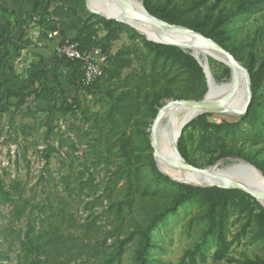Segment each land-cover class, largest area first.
Segmentation results:
<instances>
[{
    "label": "rangeland",
    "instance_id": "374dc122",
    "mask_svg": "<svg viewBox=\"0 0 264 264\" xmlns=\"http://www.w3.org/2000/svg\"><path fill=\"white\" fill-rule=\"evenodd\" d=\"M13 1L27 5V0ZM34 1L31 0L32 9L27 13L33 10ZM78 1V7H70L54 0L52 12L61 13L81 7V16L93 13L87 0ZM152 1L160 9L168 4L185 8L196 2ZM217 1L219 5L214 10V16L228 13L240 2L208 0L183 20L190 23L202 21ZM14 12L16 13L15 10ZM24 16L25 13L21 15ZM14 20L15 15H0V36L6 24L16 33ZM21 24L23 25V21ZM26 29L27 35L19 45V51L9 54L5 62L0 61V175L6 188H10L15 182L20 183L23 197L28 200L25 213L18 218L15 205L4 203L0 199V250L7 255L0 259V264L23 263L21 240L29 222L35 224L39 233L55 239L50 246L52 264H100L104 254L98 250L112 251L118 239L126 240L121 264H134L133 256L140 242V236L135 233L137 227L144 225L156 208L168 205L177 192L172 186L161 184L163 192L144 194L145 191H153L158 187L152 170V162L155 161L157 165L153 151L151 154L144 151L140 165V192L135 197L133 208L125 207L121 216L115 212L114 204L125 199L126 180H122L113 190L107 189V183L123 162V157L120 156L119 146L112 144L115 142L114 135L111 133L103 136L105 140L101 141L97 128H92L91 123L85 122L82 114V110L87 108L88 113L94 117L104 113L108 104L102 94H91L82 87L81 82H73L66 66L62 68L59 84L44 77L31 83L36 70L52 63L54 51L46 44L42 37L45 32L37 24L30 21ZM225 30L230 49H234L244 59L241 62L243 67L251 59L255 61L256 67L264 60V4L252 14L235 17ZM49 34L47 39H50ZM126 43H129V38L124 33L114 43L112 50L116 51ZM3 54L4 50L0 47V60ZM137 67L138 63L134 65V68ZM210 69L217 82L231 81V70L225 64L211 59ZM131 71L132 69H126L123 75L126 76ZM248 74L250 83L249 70ZM19 88L23 91L18 95L6 94L9 89ZM22 94L25 97L21 103ZM76 95L82 101V106L77 108L75 114L56 113L53 122L55 133L51 132L47 123L51 110L60 105L63 97ZM171 100L173 98L164 100L163 106ZM262 102L264 113V93ZM219 115L236 116L216 114L211 119L219 122L222 120ZM155 118L150 114L144 116L141 124L132 129L134 135L142 138L144 133H148L151 141L150 129ZM77 127H84V130L78 132ZM200 136L201 132L192 128L184 132L189 155L197 162L195 166L205 168L220 162H232V159L221 158L220 153L211 156L200 154L197 149ZM108 137L109 140H106ZM60 139L63 140L62 146L59 144ZM256 140L240 141L234 145V150H242L246 158L264 167V132L261 131ZM72 142L77 150L70 147ZM49 144L55 145L57 150L47 159ZM204 212V208L188 202L159 224L153 233L155 248L149 257L150 264H189L188 260L183 262L182 259L188 250L194 249L203 241V232L207 229ZM244 223V219L237 217H232L228 222L226 237L231 246L226 259L214 261L217 241L210 236L203 248L206 259L201 261L198 257V264H238L237 261L245 258L262 257L263 243L254 239L252 230L243 231Z\"/></svg>",
    "mask_w": 264,
    "mask_h": 264
},
{
    "label": "trees",
    "instance_id": "16d2710c",
    "mask_svg": "<svg viewBox=\"0 0 264 264\" xmlns=\"http://www.w3.org/2000/svg\"><path fill=\"white\" fill-rule=\"evenodd\" d=\"M207 1L196 0L194 4L185 8L168 4L164 9H160L152 0H143V3L151 14L170 23L187 26L201 32L231 51L242 62L244 59L234 49H230L228 38L225 35L226 26L237 16L252 14L260 10L264 0H240L233 10L214 16V10L219 5L217 1L210 7L202 21L190 23L183 20L191 11L204 5ZM53 2L54 0H35L33 10L26 13L24 17H19L14 10L5 6L0 0V15H15L14 23L17 30L14 33L10 25L6 24L0 36V47L4 50L1 63L5 62L7 56L13 51H19V45L24 42L27 35L26 28L30 21L44 30L45 33L42 34V37L45 39L48 38L49 33L58 29L57 21L52 19ZM124 33L128 35L129 43L123 44L113 51L114 43ZM71 40L78 42L82 50L100 47L108 57L109 63L104 74L86 88L91 94L95 92L102 94L108 107L104 113L96 114L97 116L94 117L88 113L87 108L82 110V114L85 122L91 123L92 128H97L98 133L101 134V141L105 140L103 136L112 133L115 138V142L112 144L119 146L123 162L109 178L107 189L113 190L122 180H126L125 199L114 204L115 212L121 216L125 207L133 208L135 197L140 192V165L143 162V152L148 151L151 154L153 151L148 133H144L142 138H137L132 129L141 124L144 116L150 114L155 118L163 106L164 100L170 98L203 99L208 91L206 73L190 52L175 45L149 41L127 24L94 13L88 14L83 20L79 34ZM52 57L53 60L49 66L42 67L33 73L31 83L44 77L59 84L63 66H66L70 71L72 81L80 83L84 73L83 61L66 60L58 57L55 52L52 53ZM136 63H138V67L134 68ZM245 67L250 73L252 90V100L247 112L234 117L219 115L222 118L219 122L211 119L216 114L204 113L188 123L183 129L178 146L180 153L189 163L197 165L196 160L189 155L184 137V132L188 128H192L201 132L197 145L200 154L211 156L220 153L221 158L247 159L264 174L263 166L246 158L242 150H234V145L240 141L256 142L260 132H264L262 102L264 60L256 67L255 61L251 59L245 62ZM126 69H132V71L124 76L123 73ZM22 91L20 88L9 89L6 94L8 96L18 95ZM61 91L63 93L62 89ZM24 97L25 94H22L21 103L24 102ZM81 106L82 101L77 95L63 97L60 105L55 106L48 117L47 123L51 132L55 133L53 122L56 113L75 114L77 108ZM77 130L80 132L84 130V127H77ZM106 140H109V137ZM62 142L63 140L60 139V146H62ZM70 147L77 150L73 142ZM56 150L55 145L49 144L46 158L48 159L50 154ZM152 170L158 187L153 191H145L144 194L163 192L161 184L172 186L177 194L168 205L156 208L144 225L137 227L135 233L140 236V242L133 256L134 264L151 263L149 257L155 248L153 233L169 215L175 214L179 207L188 202H193L205 209L204 219L207 229L203 232V241L197 244L194 249L186 252L182 259L183 262L188 260L189 264H198V257L201 261H205L206 253L203 248L210 236L215 237L217 241V248L213 254L214 261L226 259L231 246L226 237V229L232 217L245 220L243 231L252 230L254 239L263 243L264 251V207L254 197L238 189L198 187L176 182L160 172L155 161L152 162ZM0 199L4 203L15 205L18 218L25 213L28 200L23 197L20 183L15 182L10 188H6L1 175ZM54 241L53 237L48 238L44 233H39L35 224L29 222L28 229L21 240V250L24 252L22 264H52L50 262V246ZM125 244L126 240L118 239L112 251L98 250L104 254L100 264H121ZM6 257L7 255L0 250V259ZM237 262L238 264H264V255L255 259L245 258Z\"/></svg>",
    "mask_w": 264,
    "mask_h": 264
},
{
    "label": "water",
    "instance_id": "95a60500",
    "mask_svg": "<svg viewBox=\"0 0 264 264\" xmlns=\"http://www.w3.org/2000/svg\"><path fill=\"white\" fill-rule=\"evenodd\" d=\"M115 1L118 4L119 8L122 11H124V13L126 14L127 17L134 19V20H138L140 22L149 23V24L153 25L160 32L161 40L150 39L144 32L138 30L137 28H135L134 26H132L131 24H129L127 21H125L123 19H119V18H115V17H108L102 13L95 12L93 10H91V11L93 13H96V14H98L102 17H105L107 19L116 20V21H119V22H122V23L129 25L132 29L136 30L137 32H139L140 34L145 36L146 39L149 41L161 43V44H167V45H175V46H178V47L184 49L185 51H187V50L184 47H190L191 49H193L195 51V52H191V54L197 59V61L203 67L204 72L206 73L208 91H207V93L203 99H173V100L169 101L166 105L161 107L159 109V112H158V114H157V116H156V118L152 124L151 129H150L151 145L153 148V155L155 157L156 162H157V158L160 157L163 160H165L166 162L170 163L171 165H173L177 168L183 169V170H187L190 172L209 173L210 172L209 168L211 166L203 168V167H198V166L192 165L182 156V154L180 153V150H179V146H178L179 139H180L182 132H183V129L186 127V125H188L189 122H191L193 119H195L196 117H198L201 114L214 113V114H234L236 116L244 115L247 112L249 105L251 103V100H252L251 82L249 83L250 80H249L248 70L241 65V62L236 58V56L231 51H229L228 49L223 47L221 44H219L218 42H216L212 38L202 34L199 31H196L192 28H189L187 26L170 23L168 21H165V20L151 14L147 10V8L144 6L143 1H142L143 5H140L138 8L135 7L134 5H132L127 0H115ZM88 4H89V2H88ZM203 50H209V51H213V52H217V53L221 54L222 56H224L228 60V62L230 64V67H231V69H230L231 70L230 84L232 85V91H231V93H229L228 95H226L222 99H210L209 98V73H210V71L198 59V55H197L198 52L203 51ZM238 69H241L243 71V73H245V76H246L247 104L242 111L231 112L229 110V105L231 103L233 94L238 90V88L240 86V78L237 74ZM173 103L185 105V106H188L190 108H193V109L199 111L198 115H196L192 120H190L189 122H187L181 126L179 133L177 135L176 141H175V150H176L177 155H178L176 157H174L172 155H168L166 153H162L160 151V149L158 148V144H157L155 137L153 135L155 128L157 127V125L159 124V122L161 121V119L163 117V114H164L166 107L169 106L170 104H173ZM231 159H232L231 161H236V160L245 161V160H242V159L236 158V157H233ZM246 162H248V161H246ZM220 164H222V163L221 162L217 163L215 166H218ZM248 164L251 167H254V168L260 170L258 167H256L251 162H248ZM234 170L235 171L233 172V174L229 175L228 177L213 175L215 177V179L218 180L220 183L219 184H213V185L206 186V187H220V188H226V189H238V190H241L243 192L248 193L249 195H251L252 197H254L257 201H259L261 203V201L264 200V189H260L256 185H251L250 183H248L247 180H245L243 178V173H242L241 169H239L238 167H235ZM160 171H161V169H160ZM163 174H165V173H163ZM166 176H168V175H166ZM168 177H170V176H168ZM170 178L176 182L193 185L191 183H185V182L178 181L172 177H170ZM193 186H196V185H193Z\"/></svg>",
    "mask_w": 264,
    "mask_h": 264
},
{
    "label": "bare ground",
    "instance_id": "6f19581e",
    "mask_svg": "<svg viewBox=\"0 0 264 264\" xmlns=\"http://www.w3.org/2000/svg\"><path fill=\"white\" fill-rule=\"evenodd\" d=\"M135 7H139L142 4V0H127ZM90 9L102 13L108 17H115L127 21L129 24L144 32L150 39L161 40L160 32L151 24L140 22L138 20L131 19L126 16L115 0H88ZM190 43V42H189ZM187 51L195 52L190 47H184ZM198 59L209 69V98L210 99H222L232 91V85L230 81L219 83L216 81L210 69V61H218L224 63L230 69L228 60L221 54L209 50H203L197 53ZM237 74L240 78V86L238 90L233 94L229 110L231 112L242 111L247 104V82L245 73L241 69H238ZM199 111L181 104H170L166 107L163 117L154 131V137L158 144V148L162 153L178 156L175 150V141L181 126L190 120H192ZM157 164L161 171L166 175L185 183H191L198 187H206L213 184H219L220 182L215 179L213 175L228 177L235 171V167L241 169L243 178L247 180L251 185H256L260 189H264V174L251 167L248 162L236 160L227 164H220L218 166H211L209 173L202 172H190L177 168L170 163L166 162L162 158H157ZM264 206V200L261 201Z\"/></svg>",
    "mask_w": 264,
    "mask_h": 264
},
{
    "label": "built area",
    "instance_id": "2783aa9c",
    "mask_svg": "<svg viewBox=\"0 0 264 264\" xmlns=\"http://www.w3.org/2000/svg\"><path fill=\"white\" fill-rule=\"evenodd\" d=\"M56 31L49 34V38H55ZM53 51L58 57L66 60H81L84 63V73L81 78L83 88L91 86L98 80L108 67V57L100 47L82 50L78 42L64 39L54 46Z\"/></svg>",
    "mask_w": 264,
    "mask_h": 264
},
{
    "label": "crops",
    "instance_id": "0c3cea01",
    "mask_svg": "<svg viewBox=\"0 0 264 264\" xmlns=\"http://www.w3.org/2000/svg\"><path fill=\"white\" fill-rule=\"evenodd\" d=\"M61 3H65L70 7H78L79 1L78 0H57ZM1 2L10 8L11 10H15L17 15L21 17L23 13H27L28 10L32 9L31 0H27V5L24 6L21 2L13 1V0H1ZM53 8V7H52ZM83 12L81 11V7L79 9L75 8L73 10L54 12L52 14V19L57 21V25L59 24L58 29L56 32L58 35L52 39H45L47 45L50 46V49H54V46L64 39H71L79 34L81 25L83 20L88 16L85 14L81 16Z\"/></svg>",
    "mask_w": 264,
    "mask_h": 264
}]
</instances>
